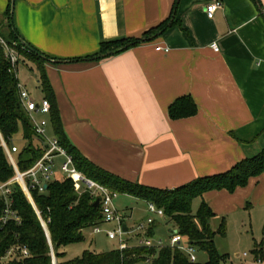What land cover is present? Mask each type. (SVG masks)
<instances>
[{
    "label": "crops",
    "instance_id": "obj_1",
    "mask_svg": "<svg viewBox=\"0 0 264 264\" xmlns=\"http://www.w3.org/2000/svg\"><path fill=\"white\" fill-rule=\"evenodd\" d=\"M212 1L14 0L20 38L68 60L42 66L63 130L87 159L122 179L173 189L264 148V0H220L208 18ZM9 8L11 0H0L1 35L10 29ZM170 17L152 40L97 61L73 60L98 53L104 40L143 37ZM21 58L35 67L41 89L35 64ZM183 95L196 112L171 119L168 107Z\"/></svg>",
    "mask_w": 264,
    "mask_h": 264
},
{
    "label": "trees",
    "instance_id": "obj_2",
    "mask_svg": "<svg viewBox=\"0 0 264 264\" xmlns=\"http://www.w3.org/2000/svg\"><path fill=\"white\" fill-rule=\"evenodd\" d=\"M6 15L10 29L7 35L2 34V36L8 44L17 49L20 56L33 62L38 69L41 92L50 102V121L54 136L71 156L75 168L111 191L153 202L157 207L162 208L167 220L172 222L178 232L187 238L189 246H197L204 250L208 260L203 263L192 262L179 246L138 244L103 252L85 250L76 258H65L64 248L69 244L82 241L84 239L83 229L95 227L104 221L100 203L94 204L97 197L87 190L78 192L75 183L70 178H63L48 182L42 191L30 188L34 205L22 187L17 182L12 183L9 196L11 208L19 215L20 221L9 220L6 223L0 221V264H52L51 250L54 253L56 264H221L225 255L216 250L213 244L214 232L209 224L214 213L203 199L196 212L192 213V201L195 197H203V194L208 191L227 190L231 192L235 187L243 186L249 177L264 173V148L257 154L236 162L226 171L198 177L173 189L144 186L120 178L87 159L69 141L63 130L52 89L42 66L44 62L53 63L51 60L56 58L41 53L28 43L23 44L12 23L10 8ZM171 18L149 29L143 37L104 40L100 42L98 53L73 60L97 61L145 42L146 40L143 39L159 31L162 32L170 25ZM105 53L109 54L98 57ZM18 84L16 74L11 70L0 45V183L15 176V169L2 146V140L8 146H12L14 136L21 130L24 145L13 156L20 172L30 168L42 154V148L34 142L32 126L19 102ZM195 112L196 104L190 95L176 98L168 107V115L171 119L191 116ZM4 205V200L0 199V215ZM41 220L46 225L48 237ZM151 232L150 227L147 234L150 235ZM224 232L222 221L219 233L223 235ZM14 246L26 248L28 256L21 257L20 253L16 252L15 257L4 258L6 252ZM259 251L262 253V247H259Z\"/></svg>",
    "mask_w": 264,
    "mask_h": 264
},
{
    "label": "rangeland",
    "instance_id": "obj_3",
    "mask_svg": "<svg viewBox=\"0 0 264 264\" xmlns=\"http://www.w3.org/2000/svg\"><path fill=\"white\" fill-rule=\"evenodd\" d=\"M37 72L34 66L20 59L16 77L18 83L25 86L28 92L36 100L43 97L41 89L35 84ZM41 118L46 120L45 134L48 137L54 135L50 118L44 115L35 116L36 120ZM34 142H38L34 138ZM13 143L20 149L24 145L21 130L14 136ZM14 154V153H13ZM55 172L57 179H63L57 170V166L62 161V157L55 158ZM204 200L212 209L214 215L210 218L209 224L214 232L213 244L216 250L225 255L221 264H253L257 259L264 263V173L249 177L243 186H237L231 192L227 190H214L211 194L203 197H195L192 201L191 210L195 213L201 200ZM114 204L123 217L128 231L123 233L128 243H136L140 240V234H146L148 226L137 229L140 222H145L147 217H151L153 224L152 232L146 237L155 246L169 245L174 224L167 220L165 216H158L147 212V202L128 194L117 193ZM224 223L225 232L219 233L220 224ZM100 232H94L93 227L83 229L84 239L80 242L72 243L64 248L65 258L73 259L82 254L85 250L93 252H103L118 248L117 239H109L107 232L115 230L117 225L113 221H104L98 224ZM139 234V235H138ZM136 237V238H135ZM189 246L185 236L180 237L181 250ZM196 257V262L203 263L208 260L206 252L197 246H191ZM262 247V253L259 251Z\"/></svg>",
    "mask_w": 264,
    "mask_h": 264
},
{
    "label": "built area",
    "instance_id": "obj_4",
    "mask_svg": "<svg viewBox=\"0 0 264 264\" xmlns=\"http://www.w3.org/2000/svg\"><path fill=\"white\" fill-rule=\"evenodd\" d=\"M221 6L220 0H215L208 3L205 6V12L208 18H212L216 10ZM0 45L4 49L5 58L9 61L11 70L16 74V67L20 61V54L17 49L8 44L6 39L0 33ZM211 47L217 51V45L215 43L211 44ZM158 51L168 52L169 47H161L157 46L155 48ZM18 97L19 102L25 111L29 122L32 126L34 137L38 139L37 144L42 148L41 156L33 163V165L27 170L20 172L16 164L14 162V154L18 152V147L16 145L8 146L2 140V146L12 163L15 169V176L3 183H0V199L4 200V207L1 211L0 221L2 223H6L9 220H13L16 222L20 221L19 215L15 210L11 208V187L13 182H17L25 192L28 199L32 202V198L30 195V188H37L38 191H42L44 189V185L54 179H57V172H55V158L62 157V161L57 166V170L59 174L63 178H70L76 185L78 192L89 191L94 196L97 197L101 206V215L103 221H113L116 223L117 228L115 230H110L107 232V237L109 239H117L118 240V248L124 249L127 247L124 239L122 237V223L123 217L121 216L119 210L116 208L114 204V198L116 197V192L109 190L103 185L97 183L96 181L86 177L80 171H78L72 163L71 156L66 152V150L59 144L57 138L53 135L52 137H48L45 134V125L46 120L41 118L40 120H36L35 116L44 115L50 118V102L47 98L42 97L40 100H36L31 96V94L23 88L20 84H18ZM14 153V154H13ZM34 205V204H33ZM35 207V206H34ZM147 211L150 214H156L158 216H165L162 208L157 207L153 202H147ZM38 213V211H37ZM166 217V216H165ZM152 218L147 217L145 222H140L137 225V229H143L146 226H149L152 223ZM42 225L46 228L44 221H42ZM94 232H100V229L95 226ZM140 234V240H138V245H153L146 234ZM138 234V235H139ZM182 235L178 232L177 228L174 226L173 231L171 233L170 238V246H179L180 245V237ZM181 249V247H179ZM185 250L186 254L190 261H196V257L193 253V248L188 246L187 248H182ZM16 252L20 253L21 257L28 256V250L24 247L14 246L10 248L4 258H12L15 257ZM52 258V264H54V253L51 250L50 252ZM253 264H264L260 259H257Z\"/></svg>",
    "mask_w": 264,
    "mask_h": 264
},
{
    "label": "water",
    "instance_id": "obj_5",
    "mask_svg": "<svg viewBox=\"0 0 264 264\" xmlns=\"http://www.w3.org/2000/svg\"><path fill=\"white\" fill-rule=\"evenodd\" d=\"M176 1H178V0H176ZM13 2H14V0H11V11H12V5H13ZM263 15H264V13H263ZM161 33V31H159V32H157V33H155L154 35H152V36H150V37H148L147 39H143V40H146V41H149V40H152L153 38H155L157 35H159ZM21 42L23 43V44H25L26 45V42L24 41V40H22V38H21ZM107 54H109V53H105V54H101V55H99L98 57H104V56H106ZM94 58H96V57H94ZM53 63H63V62H67L68 60H59V59H55V60H51ZM44 188L46 187V184L43 186ZM98 199H95V201H94V204L96 205L97 203H98ZM127 227H126V224L123 222L122 223V232H127ZM45 231H46V235H47V237H48V233H47V230H46V228H45ZM54 264H56V262H55V259H54Z\"/></svg>",
    "mask_w": 264,
    "mask_h": 264
}]
</instances>
